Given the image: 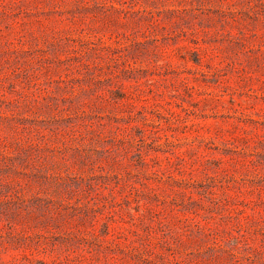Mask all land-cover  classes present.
<instances>
[{"label": "rangeland", "instance_id": "rangeland-1", "mask_svg": "<svg viewBox=\"0 0 264 264\" xmlns=\"http://www.w3.org/2000/svg\"><path fill=\"white\" fill-rule=\"evenodd\" d=\"M0 264H264V0H0Z\"/></svg>", "mask_w": 264, "mask_h": 264}]
</instances>
